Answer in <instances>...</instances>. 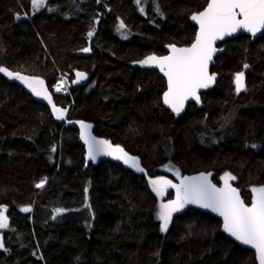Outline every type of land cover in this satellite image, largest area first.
<instances>
[{
    "label": "trees",
    "instance_id": "trees-1",
    "mask_svg": "<svg viewBox=\"0 0 264 264\" xmlns=\"http://www.w3.org/2000/svg\"><path fill=\"white\" fill-rule=\"evenodd\" d=\"M206 3L46 0L34 11L32 0H0V66L41 78L69 112L57 123L0 73V209L9 218L0 264H256L208 214L184 208L161 232L150 180L110 162L87 164L74 126L83 120L137 157L150 179L171 178L160 171L169 164L182 177L204 172L216 185L229 173L250 205L251 189L264 186V33L218 45L215 87L181 117L164 107L159 73L140 64L166 45H190L189 17ZM87 46L88 56L76 55ZM57 69L72 78L84 72L87 86L54 94ZM240 72L245 90L237 94ZM56 208L65 211L57 216Z\"/></svg>",
    "mask_w": 264,
    "mask_h": 264
},
{
    "label": "snow or ice",
    "instance_id": "snow-or-ice-1",
    "mask_svg": "<svg viewBox=\"0 0 264 264\" xmlns=\"http://www.w3.org/2000/svg\"><path fill=\"white\" fill-rule=\"evenodd\" d=\"M137 3L139 4L140 0H137ZM45 4L46 0H32L33 8L37 11ZM141 11H144L143 8ZM191 19L199 25V31L190 47L169 46L170 55L160 57L150 55L140 61L142 66L158 67L167 77L168 89L163 96L164 103L177 115L183 110L185 101L189 98L199 103L198 90L208 88L214 81L215 76L209 74L208 65L214 52L217 51L214 47L216 41L223 40L240 30L254 36L264 30V0H209L207 7L192 14ZM124 28L125 25L121 22L119 29ZM92 35L93 32L90 31L88 36ZM83 51L87 52L89 49L85 48ZM244 67L247 68L248 65ZM0 73L23 82L35 96L47 100L52 106L56 119H65L67 110L53 103L42 79L22 75L19 72L14 73L2 66ZM76 75L77 80L72 83H79L87 78L83 72H77ZM64 83L61 80L55 91H62ZM235 85L237 94L245 90L243 72L236 74ZM80 127L81 139L88 146V159L94 161L97 155L112 156L114 159L123 160L130 167L143 171L139 168V161L130 157L123 148L118 145L113 147L106 140L92 138L88 131L90 125L81 122ZM176 175L179 178V172ZM221 179L224 181L222 188L210 183L203 174L199 177H183L179 185L172 184L163 177L150 180L152 190L157 196L162 197L167 188L176 189V199L160 205L158 212V219L161 222L160 231L168 230L174 212L180 211L187 204H196L221 216L224 231L240 243L255 249L259 264H264V186L251 189L253 198L251 206H248L241 199L238 190L229 183L236 178L225 173ZM45 183L46 180H41L36 187L42 188ZM5 211L6 209H0V229L9 227L8 218L4 215ZM21 211L28 212L31 208L24 207ZM64 211L63 208H56L55 214L58 216ZM3 247V243L0 242V248Z\"/></svg>",
    "mask_w": 264,
    "mask_h": 264
},
{
    "label": "water",
    "instance_id": "water-1",
    "mask_svg": "<svg viewBox=\"0 0 264 264\" xmlns=\"http://www.w3.org/2000/svg\"><path fill=\"white\" fill-rule=\"evenodd\" d=\"M208 2H209V0H207V3H208ZM207 3H206V5H205V7H204L201 11H203V10L207 7ZM199 12H200V11H199ZM197 13H198V12H197ZM193 14H194V13H193ZM191 16H192V14H191L190 17H189V22H190V24H192L193 26L196 27L195 36H194V39H193V41H192V43H193V42L195 41L196 34H197V32L199 31V25H198L195 21H193V20L191 19ZM263 33H264V30H262L261 32L256 33V35L254 36V35H252V34L249 33V32H245V31H243V30H240V31L234 33V34L231 35V36H226L223 40H218V41H216L215 44H214V47L217 49V51L214 52L213 57H212V60L210 61L209 65H208V72H209V74L212 75V73H211V68H212V66H213V64H214V61H215L216 57H217L218 55H220L221 52H222V50H221L220 48H218V45H219V44H221V43H223V42H225V41H227V40H230V39H232V38L238 37V36H248V37L251 39V41H255L257 38H259L260 36H262ZM192 43H191V44H192ZM191 44L188 45V46H180V47H179V46H176V45H172V44H170V45H166V46L164 47V54H163V55H160V56H167V55H170V54H171V51H170V47H169V46H175V47H178V48H183V47H190ZM85 48H88L89 51H87V52L83 51V49H85ZM85 48L79 50V51L77 52L76 55H77V56H88V55L90 54V46H87V47H85ZM149 56H150V55H149ZM155 56L160 57V56H158V55H155ZM142 67H143L144 69H146V70H152V71H156V72H158L159 75H160V77L164 80V82H165V90H164V92H163V94H162V103H163L164 107H166L167 109H169L170 112H171L172 114L176 115L177 117H181V116L184 114V112H185V110H186V108H187V106H188L189 104H194V105L200 107V106H201V94H203V93H205V92H207V91L212 90V89L215 87L216 82H217L216 79H214V81L210 84V86H209L208 88H202V89H199V90H198V95H199V98H200V99H199V103H198L195 99L189 98L188 100L185 101V104H184V108H183V110L179 113V115H177L175 112L172 111L171 108L168 107V105H166V104L164 103L163 96H164V93H165V92L167 91V89H168L167 77L163 74V72L160 71V69H159L158 67H155V66H142ZM77 72H81V71H74V72H73V80H72V81L77 80V75H76ZM83 73H84V72H83ZM20 74H21V73H20ZM84 74H85V73H84ZM22 75H24V74H22ZM85 75H86V77H87L85 80H82V81H80L79 83H72V87L76 89V88H81V87H85V86H87L88 81H89V78H88L87 74H85ZM26 76H28V75H26ZM29 77H33V76H29ZM36 78H38V77H36ZM39 79H41V78H39ZM9 81L12 82V83H14V84H16L19 88H21L23 91H25V93L28 94V95H29V96H30L35 102H37V103H39V104L45 106L46 108H48L49 111H50V113H51V115H52V117H54V119L56 120L57 123H64V122H65V120H66L67 117H68V113H69V112H67V113L65 114V119H63V120H58V119H56L55 115H54L53 112H52V106L49 105V103L47 102V100L43 99L42 97H37V96H35V95L32 93V91H31L28 87H26L25 84H24L23 82H21L20 80L13 79V78H9ZM44 87L47 88V86H46L45 83H44ZM47 89H48V88H47ZM48 92H49V94L51 95L52 100H53V103H54V97H53L52 93H51L49 90H48ZM54 104H55V103H54ZM81 122L84 123V124H86V125H88L85 121L80 120V121H77V122L74 124V126H75V128H76V130H77V140H78V143L83 147L84 154H85V161H86L87 164L97 165V164H99V163H101V162H110V163L117 164V165L121 166L125 171H128V172H130L131 174H133V175H135V176H138V177H144V178H145L146 180H148V181L150 180V178H149V176H148V174H147V171H146V169L143 167L141 161H140L137 157H134V156L128 154L126 151H125V152H126L130 157H134L136 160L139 161V168H140V169H143V171H140V170H138L137 168H134V167H130L128 164L124 163L123 160L114 159L112 156L97 155L94 161L91 160V159H88V146L85 144L84 140L81 139V127H80V123H81ZM88 131H89L91 137L94 138L95 140H103V139H100V138H98V137H96V136L94 135V133H93L91 127L88 129ZM112 146L115 147L114 145H112ZM202 174H203L204 176H207L209 182L212 183L213 185H215L216 187H218V188H222V187L224 186V184L216 185V184L213 182L212 178H211L208 174H206V173H204V172L194 173V174L190 175L189 178H192V177H199V176H201ZM231 186H232V185H231ZM232 187H234V186H232ZM234 188H236V187H234ZM236 189H237V188H236ZM237 190H238V189H237ZM238 192H239V190H238ZM239 195H240V197H241L240 192H239ZM241 199H242V197H241ZM248 206H251V204L248 205ZM185 208H186V209L195 210V211H198V212H201V213H204V214H208V215H210L211 217H213V218L219 220V221H220V230H221V233H222L227 239H229V240H231L232 242H234V243H235L238 247H240L241 249L251 251V252L254 254V258H255V262H256V264H259V261H258V259H257V254H256L255 249L251 248V247L248 246V245H244V244L240 243L239 241L235 240L232 236H230L228 233H226V232L224 231V229H223V218H222L221 216L217 215V213L211 211L210 209L201 208V207H199V206L196 205V204H187V205H185ZM5 213H7V210L5 211Z\"/></svg>",
    "mask_w": 264,
    "mask_h": 264
},
{
    "label": "rangeland",
    "instance_id": "rangeland-1",
    "mask_svg": "<svg viewBox=\"0 0 264 264\" xmlns=\"http://www.w3.org/2000/svg\"><path fill=\"white\" fill-rule=\"evenodd\" d=\"M32 7H33V5H32ZM42 8V7H41ZM40 8V9H41ZM34 9V8H33ZM34 11H37V10H35L34 9ZM121 31L123 30V29H120ZM2 75H4L3 73H2ZM4 76H6V75H4ZM72 75H71V72H69V71H67V70H65V69H57V72H56V81H55V84L58 82V81H60V80H63L66 84H68L70 87H71V82H72ZM55 84H54V87H55ZM54 87H53V89H54ZM70 89V88H69ZM54 93V92H53ZM56 95H61V94H56ZM70 95V90L66 93V94H62L61 96H69ZM160 171L161 172H165L166 174H169L170 175V177L171 178H168V177H164V176H160V177H156V178H152V179H150V180H154V179H158V178H161V177H163L164 179H166V180H169V181H171L172 182V184H175V185H179L180 183H181V178H183L181 175H180V173H179V178L177 177V175H176V173L177 172H179L176 168H174L173 166H171L170 164L169 165H167V166H163L161 169H160ZM222 177H224V176H222ZM221 177V178H222ZM231 182H232V180L231 181H229V183L231 184ZM220 183L221 184H224V181L222 180V179H220ZM149 185H150V189H151V191H152V193L155 195V197L157 198V201H158V212H159V210H160V205L161 204H166V203H168L170 200H174V199H176V189L175 188H167V190L165 191V193H164V195L162 196V197H160V196H157V194L152 190V185L150 184V182H149ZM36 189H41V188H37L36 187V185L34 186ZM169 195H171V197H169ZM253 198V193H252V191H251V199ZM184 208H185V206H184ZM184 208H182L180 211H178V212H174L173 213V215L174 214H176V213H179V212H181V211H183L184 210ZM8 218V217H7ZM8 221H9V218H8ZM161 223V222H160ZM7 230V228L6 229H0V242H2L1 241V235H2V233L4 232V231H6ZM2 248H0V250H1Z\"/></svg>",
    "mask_w": 264,
    "mask_h": 264
},
{
    "label": "built area",
    "instance_id": "built-area-1",
    "mask_svg": "<svg viewBox=\"0 0 264 264\" xmlns=\"http://www.w3.org/2000/svg\"><path fill=\"white\" fill-rule=\"evenodd\" d=\"M60 81H61V80H60ZM60 81H58V82L55 84V87H54V90H53V91H54L55 94H61V95L63 94V95H64V94H66L69 90H71V87H72V86L70 87L68 84L64 83V88H63V90L60 91V92H56V91H55V88H56V86L58 85V83H59ZM69 88H70V89H69Z\"/></svg>",
    "mask_w": 264,
    "mask_h": 264
},
{
    "label": "flooded vegetation",
    "instance_id": "flooded-vegetation-1",
    "mask_svg": "<svg viewBox=\"0 0 264 264\" xmlns=\"http://www.w3.org/2000/svg\"><path fill=\"white\" fill-rule=\"evenodd\" d=\"M6 77H8V76H6ZM8 78H9V77H8ZM4 215L7 216V213L4 212ZM7 217H8V216H7ZM8 223H9V221H8ZM2 234H3V233H2ZM1 237H2V235H1Z\"/></svg>",
    "mask_w": 264,
    "mask_h": 264
}]
</instances>
